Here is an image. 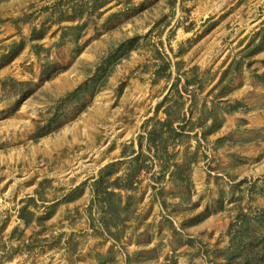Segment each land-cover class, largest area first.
Listing matches in <instances>:
<instances>
[{"label": "rangeland", "instance_id": "obj_1", "mask_svg": "<svg viewBox=\"0 0 264 264\" xmlns=\"http://www.w3.org/2000/svg\"><path fill=\"white\" fill-rule=\"evenodd\" d=\"M241 219L264 233V0H0V264H223Z\"/></svg>", "mask_w": 264, "mask_h": 264}, {"label": "trees", "instance_id": "obj_2", "mask_svg": "<svg viewBox=\"0 0 264 264\" xmlns=\"http://www.w3.org/2000/svg\"><path fill=\"white\" fill-rule=\"evenodd\" d=\"M95 76L98 77V81H93V78L91 82L84 83L69 96H74L76 93L82 91L86 84L91 85L94 92L103 87L108 75H100V71H97ZM152 132L154 134L156 129H153ZM160 136V132L151 136L149 138L151 139L150 143L154 144ZM118 164V162H111L105 165L101 168L97 179L94 181L93 191L98 199V204L102 207L103 205H107L108 199L114 197L116 188H122L119 185V180L122 179V176H117L111 182V177L114 172H116L115 170L117 169ZM124 187L130 189L133 187V181L126 180ZM111 202L109 206L113 210L114 205H112ZM260 222V224L264 226V219H261ZM226 250V261L223 264H264V233L258 230L254 220L241 219L239 225L232 233L231 244Z\"/></svg>", "mask_w": 264, "mask_h": 264}]
</instances>
